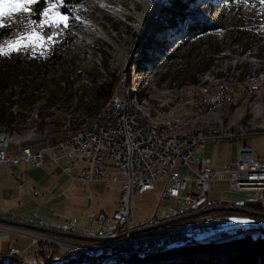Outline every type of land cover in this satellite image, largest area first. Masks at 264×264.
<instances>
[{"label": "rangeland", "instance_id": "374dc122", "mask_svg": "<svg viewBox=\"0 0 264 264\" xmlns=\"http://www.w3.org/2000/svg\"><path fill=\"white\" fill-rule=\"evenodd\" d=\"M166 2L90 0L67 13L60 9V5L51 8L49 15L57 12L67 15V27L64 24L42 27L40 21L47 17L37 22L32 11L30 15L13 12L6 16L5 21H11L6 23V28H14V34L27 36L33 28L41 36L46 32L58 33L54 40L44 37L18 52L4 55L19 59L13 63L19 66L15 71L2 75L5 83L12 85L0 92V135L8 136L9 148L15 150L27 146L38 149L48 139H65L95 124L108 109L97 115L90 113L89 108L94 105L96 88L105 85L108 89L115 86L116 94L112 100L123 91L125 97L129 90L132 94L139 90L140 95L148 91V94L157 96L165 93H169L167 97L178 96L177 102L182 110L201 113L198 126L205 129L229 128L235 135H241L239 141L232 145H217L208 140L202 155L204 159L217 155L222 165L227 155H236L243 147H252L256 156L264 154V135L261 141L253 135L264 132V126L260 127L264 125V3L260 0H197L190 5L186 15L190 21L202 24L206 31L189 38L183 36L186 23L174 29L161 20V10ZM33 21L37 23L33 24ZM148 32L153 39L149 43V60H145L142 49ZM58 42L66 47L63 59L52 67L47 60ZM216 64L229 72L223 82L230 92L227 102L218 108L198 107L197 98H192L191 94L201 97L205 91L192 88L196 86L198 76ZM55 167L54 164L44 171H54ZM191 168L199 169L196 164H191ZM53 178L54 192L59 195L55 212L62 221L76 223L87 218L90 212L111 214L118 207L120 183L73 182L62 171ZM165 185V182H157L155 190L134 195V226L162 219L168 209L160 207ZM229 188L227 182L216 180L211 197L226 200L232 196ZM235 197L247 200L245 196ZM170 205L174 208V203ZM234 216L238 224H247L229 235L237 238L263 234L264 220L241 214ZM248 223L259 226L248 227ZM24 238L27 241L22 240L21 245L29 246L28 251L21 250L16 255H23L28 261H35L36 253L42 250L53 251V261L59 251L67 253L63 261L72 253L71 249L58 242L54 244L46 239L34 242V236ZM228 240L226 238L222 242ZM43 242L47 245L41 247ZM72 242L76 245L81 243L77 240ZM202 245L207 244L187 242L174 248L176 251ZM175 251H161L154 255L173 254Z\"/></svg>", "mask_w": 264, "mask_h": 264}, {"label": "built area", "instance_id": "2783aa9c", "mask_svg": "<svg viewBox=\"0 0 264 264\" xmlns=\"http://www.w3.org/2000/svg\"><path fill=\"white\" fill-rule=\"evenodd\" d=\"M211 101L217 102L215 98ZM240 137L241 135L195 134L188 140L162 143L155 132L140 123V117L134 109L126 107L123 91L114 100L109 113L102 116V122L93 134L82 138H69L68 142H45L36 150L27 146L19 147L15 151L12 148H0V166L12 167L24 162L32 169H40L48 159L50 163L59 166L73 182L120 183L121 193L114 212H90L87 218L76 223L67 222L63 228L93 237L124 234L125 237L115 240L142 244L149 250L159 244L188 238L213 239L238 230L231 228L232 226L247 224H238L234 216L216 212L129 236L136 229L134 195L155 190L157 182L166 183L160 207L168 208L160 221L224 204L223 201L211 197L216 180L227 182L230 193L255 196L264 192V160L256 159L251 148H240L237 161L220 169L214 168L211 160L202 158L208 140H213L217 145L233 144ZM191 164L198 165L199 170H193ZM12 177L20 187L25 186V181L15 173H12ZM35 195H39V192H35ZM170 203H174V208H171ZM33 236L34 242L40 239L54 244L58 242L71 249L72 253L98 245L94 242H81L76 245L68 240H54L39 234ZM20 251L15 244L11 254L16 255ZM66 254L59 251L54 261L62 263Z\"/></svg>", "mask_w": 264, "mask_h": 264}, {"label": "trees", "instance_id": "16d2710c", "mask_svg": "<svg viewBox=\"0 0 264 264\" xmlns=\"http://www.w3.org/2000/svg\"><path fill=\"white\" fill-rule=\"evenodd\" d=\"M90 0H63L60 9L64 12L75 11L79 5L86 4ZM197 0H167L162 7V21L172 28L187 24L183 30L184 37H193L204 33L206 28L196 21H190L186 15L190 5ZM54 3L55 0H50ZM47 3L42 6L33 5L31 7L32 17L37 22L42 18L38 15L37 8L42 10L48 7ZM188 20V21H187ZM14 28H4L0 30V43L8 41L13 37ZM153 39L151 32L145 35V42L142 49V57L149 60L148 49L150 41ZM66 45L58 42L52 50L47 60L48 64L56 67L63 59ZM19 59L0 55V92L3 93L11 84H6L3 76L17 69ZM34 63H36L34 61ZM3 75V76H2ZM7 78V77H6ZM116 94L115 86L109 89L101 85L94 91V105L89 108L90 113L100 115L111 106V100ZM104 102L101 103V100ZM151 222L147 223L150 224ZM41 247L47 243H40ZM52 245V244H51ZM107 247V246H106ZM175 251V250H172ZM170 251V252H172ZM176 253H161L151 257H143L133 250H129L122 245H108L104 253L100 255H84L79 258H70L60 264H264V232L259 236L251 234L232 238L228 241L212 243L202 246H188L176 249ZM169 253V252H167ZM53 251H39L36 253L35 261H28L23 255H1L0 264H57L53 261ZM23 259V262H22Z\"/></svg>", "mask_w": 264, "mask_h": 264}, {"label": "bare ground", "instance_id": "6f19581e", "mask_svg": "<svg viewBox=\"0 0 264 264\" xmlns=\"http://www.w3.org/2000/svg\"><path fill=\"white\" fill-rule=\"evenodd\" d=\"M228 73L229 72L227 69H222L218 64H216L198 76L197 84L192 89H202V91H205L201 97L198 94H195V96L194 94H191L192 98H197L196 102L198 107L218 108L227 102L226 100L228 98L229 91L228 89H225L226 86L223 82L226 80L225 78H228ZM139 93V90H135L134 94H132L130 90L127 91L125 96V105L128 109H134L137 116L140 117V123L147 125V127L152 130V132H155L156 136L159 138V141L162 143H173L175 140H188L191 139L195 134L196 136H210L219 134L235 135L229 128L219 127L218 129H205L198 126V120L201 118V113L194 110H182L180 108V104L177 102L178 96L170 95L167 97L169 93L165 92L164 95L159 94L161 96H157L158 94H148V91L143 93V95H140ZM116 98L117 97L112 100L111 106L113 105ZM214 98L217 100V102L211 101V99ZM193 105L195 104L193 103ZM110 110L111 108L105 111L102 116L109 113ZM102 116L95 124L86 127L85 129H82L65 139L57 140V142H68L69 138H82L85 135L93 134L95 129L102 122ZM263 126L264 125H261L260 127ZM47 142L53 141L48 139ZM0 148H9V139L6 134L0 135ZM247 226L251 227V225ZM239 227L242 228L243 226L235 225L231 228L240 229ZM205 241L206 240H200L198 238H188L187 240L179 242L159 244L158 247H152L149 250H146L142 244L128 242L127 240H112L98 243L97 246H92L88 249L72 253L68 255V257L79 258L84 255H99L102 253L104 247L111 244H123L124 246L133 249V251L141 252L143 257H151L161 251L170 252L171 248H173L171 251L175 250V246H180L187 242L203 243Z\"/></svg>", "mask_w": 264, "mask_h": 264}, {"label": "crops", "instance_id": "0c3cea01", "mask_svg": "<svg viewBox=\"0 0 264 264\" xmlns=\"http://www.w3.org/2000/svg\"><path fill=\"white\" fill-rule=\"evenodd\" d=\"M253 135L258 136L261 141L264 132ZM238 141L239 139L235 143ZM250 148L253 150L256 159L264 160V154H262L263 156L261 154L256 156L255 150L252 147ZM238 152L236 155H227L225 157V163L222 165L219 164L217 155L212 159L207 158L206 160H211L213 167L220 169L236 162L238 159ZM15 154H18V152ZM52 165L54 164L47 161L45 166L40 169H32L24 162L12 167L0 166V216L40 223L52 227H65L67 222L58 218L55 212V205L59 201V195L54 192L55 187L53 183V177L56 176V173L58 171L63 172V170L56 165L54 171H44V169L52 167ZM12 173H15L25 181L26 184L24 187L18 185L12 177ZM35 192H39V195H35ZM231 195V197L226 200L221 199V201L225 204L262 201L264 205V192H259L255 196L235 193H231ZM238 195L247 197V200H241L235 197ZM33 234V232L23 228L0 224V256L9 254L10 248L15 243H17L18 247L23 252L28 251L29 246H26V244L21 245V243L22 240L27 241V238H24L25 236L32 237Z\"/></svg>", "mask_w": 264, "mask_h": 264}, {"label": "water", "instance_id": "95a60500", "mask_svg": "<svg viewBox=\"0 0 264 264\" xmlns=\"http://www.w3.org/2000/svg\"><path fill=\"white\" fill-rule=\"evenodd\" d=\"M216 212L226 213L230 216H234V214H238V215L241 214V215H245L251 218L264 220V205L262 201H251V202L239 203V204H225L224 203V204H221V205L209 208V209H205L202 211H196V212H193V213H190L184 216H180L177 218H173L170 220L156 221V222H151L150 224H146L143 226H136V229L132 230L129 233V236H135V235H140L143 233L151 232V231L166 227L176 222L185 221V220L192 219L200 215L216 213ZM0 224L23 228V229L33 232L34 234L36 233L39 235H47V237L49 238H52L54 240H61V241L68 240L72 242V240H77L81 242L99 243V242L112 241L115 239L125 237L124 234H119V235H116L115 237H93V236L80 234L77 232L66 231L63 227L61 228L52 227V226L43 225L40 223H34V222H29V221H25L21 219L3 217V216H0ZM249 224L252 226L254 225L259 226V224L257 225V223L255 224L249 223ZM226 238L230 240L234 237L229 235L228 233H225V234L218 235L214 237L213 239H207L204 243L205 244H209L212 242L219 243V242H222V240Z\"/></svg>", "mask_w": 264, "mask_h": 264}, {"label": "snow or ice", "instance_id": "6c2138e0", "mask_svg": "<svg viewBox=\"0 0 264 264\" xmlns=\"http://www.w3.org/2000/svg\"><path fill=\"white\" fill-rule=\"evenodd\" d=\"M246 2V0H245ZM261 3H264V0H260ZM47 3L49 6L44 7L42 10L37 8L38 15L41 17H47L46 20L40 21L42 27L52 28L53 26L58 27L60 24H64L65 27L68 26V17L63 13L57 12L55 15H49L50 9L61 5L63 0H55L54 3H51L50 0H0V29L6 28V23H11V21H5L6 16H10L13 12H23L25 14H31L30 6L38 5L42 6ZM36 24V21L32 22ZM58 33H44L43 36L35 32L33 28L27 36L22 34H13L12 39L0 43V55H8L12 52H18L22 48L27 47L32 44L33 41H39L44 37H47L48 40H54V36ZM7 45V50L5 49Z\"/></svg>", "mask_w": 264, "mask_h": 264}]
</instances>
